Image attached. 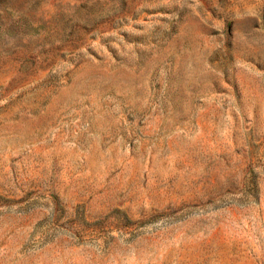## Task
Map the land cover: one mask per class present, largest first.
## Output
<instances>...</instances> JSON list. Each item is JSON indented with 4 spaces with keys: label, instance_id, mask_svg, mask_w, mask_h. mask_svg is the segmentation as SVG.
Listing matches in <instances>:
<instances>
[{
    "label": "rangeland",
    "instance_id": "rangeland-1",
    "mask_svg": "<svg viewBox=\"0 0 264 264\" xmlns=\"http://www.w3.org/2000/svg\"><path fill=\"white\" fill-rule=\"evenodd\" d=\"M0 264H264V0H0Z\"/></svg>",
    "mask_w": 264,
    "mask_h": 264
}]
</instances>
